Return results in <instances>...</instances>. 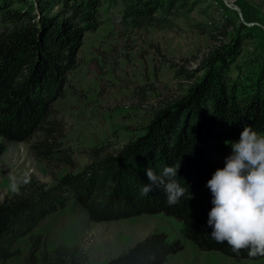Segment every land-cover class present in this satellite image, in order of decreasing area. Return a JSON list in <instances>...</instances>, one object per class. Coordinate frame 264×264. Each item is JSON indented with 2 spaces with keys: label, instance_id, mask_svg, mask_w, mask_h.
<instances>
[{
  "label": "trees",
  "instance_id": "16d2710c",
  "mask_svg": "<svg viewBox=\"0 0 264 264\" xmlns=\"http://www.w3.org/2000/svg\"><path fill=\"white\" fill-rule=\"evenodd\" d=\"M27 1L0 0V138L16 143L40 134L32 146L35 157L72 166L60 145L64 126L56 118L55 104L66 95L85 34L97 28L103 0H43L70 15L63 20L36 14ZM187 2L109 0L124 6V21L134 28L165 27L172 10ZM240 55L239 40L217 49L206 60L203 76L184 96L160 109L143 135L117 150L91 149V164L81 172L67 174L53 186L26 178L0 203V264L20 254L16 245L24 238L30 240L24 264H86L88 255L79 245L49 250L45 237L34 234L50 215L67 207L69 194L93 222L168 214L184 223V237L202 251L264 259L249 257L247 250L237 255L226 242L217 243L207 224L213 204L206 184L231 153L225 141H237L245 127L264 134V74L244 78L236 66ZM234 67L238 76L232 74ZM4 151L0 146V155ZM179 162L176 179L186 189L179 203L169 205L156 185L141 195L150 183L147 169L159 175ZM182 250L180 240L155 232L107 264H166Z\"/></svg>",
  "mask_w": 264,
  "mask_h": 264
},
{
  "label": "rangeland",
  "instance_id": "374dc122",
  "mask_svg": "<svg viewBox=\"0 0 264 264\" xmlns=\"http://www.w3.org/2000/svg\"><path fill=\"white\" fill-rule=\"evenodd\" d=\"M226 1L241 14L225 0H188L172 10L165 27L134 28L124 21L122 4L103 0L97 28L85 34L66 95L55 104L56 118L64 126L60 145L73 165L48 164L35 157L32 146L40 134L16 143L0 138V146H5L0 155V203L26 178L53 186L91 164V149L117 150L143 135L160 109L184 96L203 76L206 60L223 46L241 43L236 66L244 78L264 74V0ZM26 3H32L38 15L70 17L57 3ZM243 21L259 25L250 27ZM225 29L227 36H222ZM232 74L238 76L236 67ZM69 196L67 207L50 215L34 234L45 237L49 250L60 244L79 245L88 255L86 264H107L155 232L183 244L166 264H264V259H235L200 250L184 237V223L168 214L93 222ZM29 248V238L22 239L16 245L20 254L7 264H24Z\"/></svg>",
  "mask_w": 264,
  "mask_h": 264
},
{
  "label": "clouds",
  "instance_id": "9594fccd",
  "mask_svg": "<svg viewBox=\"0 0 264 264\" xmlns=\"http://www.w3.org/2000/svg\"><path fill=\"white\" fill-rule=\"evenodd\" d=\"M225 144L231 146V153L206 184L213 204L207 220L211 238L226 242L237 255L247 250L249 257H264V134L245 127L237 141ZM179 168L180 162L163 168L159 175L147 169L150 183L141 195L156 185L163 188L169 205L179 203L186 195L176 179Z\"/></svg>",
  "mask_w": 264,
  "mask_h": 264
},
{
  "label": "water",
  "instance_id": "95a60500",
  "mask_svg": "<svg viewBox=\"0 0 264 264\" xmlns=\"http://www.w3.org/2000/svg\"><path fill=\"white\" fill-rule=\"evenodd\" d=\"M225 2L227 3V5H228L229 7L234 8L235 10H237V11L241 14V11H240L238 8L232 7V5H230L226 0H225ZM240 16H242V15H240ZM241 18H242V17H241ZM243 22H244V21H243ZM244 24H246V23L244 22ZM246 25L252 27V26L259 25V24H246Z\"/></svg>",
  "mask_w": 264,
  "mask_h": 264
},
{
  "label": "crops",
  "instance_id": "0c3cea01",
  "mask_svg": "<svg viewBox=\"0 0 264 264\" xmlns=\"http://www.w3.org/2000/svg\"><path fill=\"white\" fill-rule=\"evenodd\" d=\"M20 242V241H19Z\"/></svg>",
  "mask_w": 264,
  "mask_h": 264
}]
</instances>
